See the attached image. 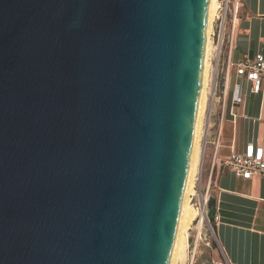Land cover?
Instances as JSON below:
<instances>
[{"label": "water", "instance_id": "1", "mask_svg": "<svg viewBox=\"0 0 264 264\" xmlns=\"http://www.w3.org/2000/svg\"><path fill=\"white\" fill-rule=\"evenodd\" d=\"M209 10L0 0V264H171Z\"/></svg>", "mask_w": 264, "mask_h": 264}, {"label": "crops", "instance_id": "2", "mask_svg": "<svg viewBox=\"0 0 264 264\" xmlns=\"http://www.w3.org/2000/svg\"><path fill=\"white\" fill-rule=\"evenodd\" d=\"M237 10L234 25H228L233 63L264 52V0H241ZM203 130L198 173L201 189L209 192L221 255L231 264H264V179H243L225 164L248 144L264 150V89L252 92L251 82L231 69L226 102L211 108Z\"/></svg>", "mask_w": 264, "mask_h": 264}, {"label": "built area", "instance_id": "3", "mask_svg": "<svg viewBox=\"0 0 264 264\" xmlns=\"http://www.w3.org/2000/svg\"><path fill=\"white\" fill-rule=\"evenodd\" d=\"M240 2L241 0H216V9L208 35L212 45L209 56L211 72L208 95L222 106H224L229 92L231 69H234L236 76L246 78L251 82L252 92L259 93L264 89V52L257 54L254 59H246L238 63H233L230 60L228 46L231 45L232 36L228 33V25L229 21L234 25ZM218 143L217 138L216 146ZM225 164L243 179H251L255 175H260L264 179V150L252 143L248 144L242 153H231ZM208 193V189L206 192L201 189L200 196L203 199L204 210L210 199ZM202 239V236H197L195 242L188 246L185 264H231L226 258L220 261L198 262L199 241ZM207 241V245H210V241Z\"/></svg>", "mask_w": 264, "mask_h": 264}, {"label": "rangeland", "instance_id": "4", "mask_svg": "<svg viewBox=\"0 0 264 264\" xmlns=\"http://www.w3.org/2000/svg\"><path fill=\"white\" fill-rule=\"evenodd\" d=\"M211 49H212V45H211ZM211 53V52H210ZM211 68V64H209V72H208V81H207V88L205 91V98H204V109L202 110V115L200 118V127H199V135H198V143H197V154L196 155V166H195V170H194V176H193V186H192V191L190 192L189 195V206L190 209L194 206L199 207L201 200H200V192H201V187L203 186L200 179H199V163H200V157L202 154V136H203V128L206 125L207 120L210 119L211 116V108L214 105H220L221 104L219 102L213 101V99H211L208 95V84H209V75H210V70ZM209 211H210V207H209V203L208 206L205 209L206 212V219L204 220V222L199 225V219L198 218H193L191 217V215L189 216V218H187L184 228L182 230V236H181V241H180V247H179V251L176 257V262L175 264H185L186 260H187V254H188V246L192 245L197 236H202V240L199 241V261L198 262H202V261H206V262H210L209 260H211L212 258H218L215 259V261H220L223 259L221 252H220V248L217 244L215 235H214V225L213 222H211L210 217H209ZM209 219V220H208ZM189 240V242H188ZM207 240L210 241V245L211 248L208 247L207 245ZM187 245V246H186ZM186 246V255L183 259V250L184 247ZM208 260V261H207Z\"/></svg>", "mask_w": 264, "mask_h": 264}, {"label": "bare ground", "instance_id": "5", "mask_svg": "<svg viewBox=\"0 0 264 264\" xmlns=\"http://www.w3.org/2000/svg\"><path fill=\"white\" fill-rule=\"evenodd\" d=\"M215 9H216V0H210L208 35L210 33V30H211V23H212V20L214 17ZM210 52H211V42H210L209 36H208L207 46H206V58H205L204 74H203L202 93H201V99H200L199 110H198V117H197V122H196V130H195V138H194L193 149H192L191 165H190V171H189L188 181H187V185H186V190H185V194H184V200H183L182 210H181V214H180V223H179V227H178L176 242L174 245L171 264H175V262H176V257H177L179 247H180L182 230L184 228V225H185L187 218H189L190 215L193 218H195V217L198 218L199 219V225H201L204 222V220L206 219V212H205L204 207H203V199L201 198V196H200L201 206H199V207L194 206L193 209L192 208L190 209V206H189V198L190 197H189V195H190V192L192 191L193 176H194V170H195L196 158H197L196 155H198L197 154V143H198L197 141H198V135L200 133L199 132L200 131L199 127L201 125L200 124V118H201L202 110L204 109L203 107H204V103H205L204 98H205V91L207 88V81H208ZM186 246L184 247L185 250H183V259L186 255Z\"/></svg>", "mask_w": 264, "mask_h": 264}, {"label": "trees", "instance_id": "6", "mask_svg": "<svg viewBox=\"0 0 264 264\" xmlns=\"http://www.w3.org/2000/svg\"><path fill=\"white\" fill-rule=\"evenodd\" d=\"M209 217H210V220L212 221L213 220V209L211 205H210Z\"/></svg>", "mask_w": 264, "mask_h": 264}]
</instances>
